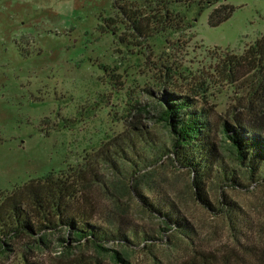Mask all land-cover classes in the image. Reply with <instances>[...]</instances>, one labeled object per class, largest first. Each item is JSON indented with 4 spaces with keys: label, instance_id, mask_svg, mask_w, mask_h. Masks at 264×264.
Segmentation results:
<instances>
[{
    "label": "rangeland",
    "instance_id": "obj_1",
    "mask_svg": "<svg viewBox=\"0 0 264 264\" xmlns=\"http://www.w3.org/2000/svg\"><path fill=\"white\" fill-rule=\"evenodd\" d=\"M143 1L0 0V192L90 161L111 187L108 196L94 186L92 197L112 210L111 200H117L121 207L114 210L122 220L152 230L158 220L140 206L134 193L118 187L129 175L119 174L117 162L114 166L97 159L98 153L112 149L111 143L132 132V125L169 144L166 126L151 107L164 91L205 100L215 121L231 119L233 112L244 115L238 98L247 90L227 79L224 63L227 56L242 55L264 33V0H223L205 9L196 22L193 6L174 4L171 11L184 19L179 28L146 38L137 36L116 8L123 3L140 9ZM226 3L234 7L231 16L209 25L212 9ZM140 106L149 108L138 113ZM221 152L230 161L224 142ZM154 155L147 152L151 165L138 173L145 172L138 177L140 192L150 200L178 205L196 235L178 238L177 247L165 238L151 250L143 244L104 246L125 252L132 264H174L188 256L192 242L231 254L233 264H250L252 257L243 248H264V183L234 189L207 180L214 207L224 195L239 208L229 215L215 213L192 197L187 170L166 156L156 161ZM129 163L124 162L128 173ZM58 235H51L47 246L30 250L29 259L39 264H114L92 246H60ZM22 256V247L17 248L0 264H26Z\"/></svg>",
    "mask_w": 264,
    "mask_h": 264
},
{
    "label": "trees",
    "instance_id": "obj_2",
    "mask_svg": "<svg viewBox=\"0 0 264 264\" xmlns=\"http://www.w3.org/2000/svg\"><path fill=\"white\" fill-rule=\"evenodd\" d=\"M221 1L145 0L140 9L123 3L116 8L128 19L134 33L146 38L169 28H179L183 23V17L173 14L171 5L193 6V21L196 22L205 9ZM233 11L234 7L227 3L213 8L208 15V24L217 26ZM224 67L227 79L240 82L247 90L244 97L238 98L244 115L233 112L231 119L215 121L212 118L214 110L205 100L200 102L177 91H164L151 107L156 108L157 119L166 126L169 144L161 143L142 126L132 125V132L118 136L111 143L112 149H102L98 153L97 159L114 166L117 162L119 174L129 175V180L119 182L118 187L126 194L134 193L140 206L158 220L152 230L122 220L114 210L121 207L117 200H111L115 206L112 210L92 197L94 186L103 189L108 196L111 187L98 175L91 162L85 161L64 174L31 179L13 190L0 192V259L22 247L24 263L39 264L30 260L27 253L47 246L50 236L55 234H59L56 240L60 246H92L107 254L114 264L132 262L125 252L105 247L106 243L127 247L143 244L146 250H151L150 247L164 241L163 238L174 247L180 243L178 238L191 240L196 235L194 226L178 205L164 199L150 200L139 190V180L145 172L138 173L151 165V160L145 157L149 151L155 153L156 161L166 156L171 164L191 174L190 190L197 203L215 213H235L239 208L224 195L219 199L220 206L214 207L205 185L207 180H214L220 187L237 189L264 183V33L247 46L242 55L227 56ZM147 108L140 106L136 111L144 113ZM221 142L231 153L230 161L221 156ZM128 155H133L134 159ZM122 160L130 162V173ZM105 216L106 220L103 219ZM190 243L188 256L174 264H233L234 257L227 252L221 254ZM242 251L252 257L250 264H264V248L256 250L246 246ZM96 264L106 263L99 260Z\"/></svg>",
    "mask_w": 264,
    "mask_h": 264
}]
</instances>
